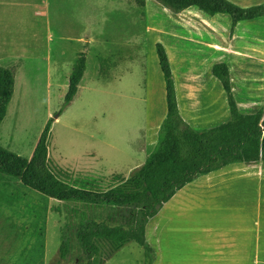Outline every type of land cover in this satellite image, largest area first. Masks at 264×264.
Returning a JSON list of instances; mask_svg holds the SVG:
<instances>
[{
  "label": "rangeland",
  "instance_id": "374dc122",
  "mask_svg": "<svg viewBox=\"0 0 264 264\" xmlns=\"http://www.w3.org/2000/svg\"><path fill=\"white\" fill-rule=\"evenodd\" d=\"M184 12L173 15L155 0H147L145 8L128 0H0V63H19L15 94L0 129L2 146L32 156L45 125L63 105L64 79L87 43L92 67L79 85L78 97L53 123L52 155L74 172L71 181L76 186L106 189L113 174L131 175L153 149L158 130L148 128L147 120L152 94L153 102L159 101V114L166 108L161 104L165 86L160 84L163 75L155 48L159 41L176 69L181 97L191 91L198 94V102L190 107L198 111L195 121L192 116L188 120L193 126L217 123L229 113L226 93L210 74L219 62L230 66L240 109L256 110L264 97V17L244 21L232 42L229 15L213 17L197 7ZM107 56L113 67L103 77L98 61ZM50 62L52 77L47 75ZM249 87L255 91L250 93ZM250 100L253 109L246 108ZM210 107L214 109L205 110ZM208 113L211 117L203 119ZM12 187L22 192L25 203L43 206L45 231L40 239L17 234L13 223L31 219L26 207L1 205L0 264H85L74 235L70 255L60 256L64 203L19 179L12 180ZM90 214L128 224L125 209L92 208ZM104 264H145L144 249L131 242Z\"/></svg>",
  "mask_w": 264,
  "mask_h": 264
},
{
  "label": "trees",
  "instance_id": "16d2710c",
  "mask_svg": "<svg viewBox=\"0 0 264 264\" xmlns=\"http://www.w3.org/2000/svg\"><path fill=\"white\" fill-rule=\"evenodd\" d=\"M133 1L145 8L147 0ZM162 8L178 15L197 7L211 16L222 13L231 17L230 36L241 21H255L264 17V3L242 6L233 0H155ZM159 67L162 71L167 114L163 119L153 149L145 162L131 175L115 173L106 189L80 187L72 183L74 172L63 166L53 155L55 139L53 123L64 109L79 95V85L92 67L90 45L78 52L71 72L64 79V102L54 117L45 125L31 157H25L3 147L0 142V206L26 207L30 220L13 223L17 234L36 239L43 237L44 208L25 203L19 189H13L12 180L19 179L26 187L64 203L61 212L59 253L67 258L73 250L74 235L79 249L86 256L85 264H104L127 244L136 242L144 249L145 264H155L157 252L146 236V228L162 207L189 183L222 169L232 163L259 164L264 162V106L254 112L240 109L232 83V72L226 62L214 64L210 74L217 78L225 93L229 113L217 123L196 128L182 115L177 82L170 55L162 42L155 44ZM19 63L9 66L0 63V129L13 100L16 71ZM113 67L111 56L101 57L97 71L107 77ZM92 208L125 209L128 224L119 223L110 216L98 220L90 214Z\"/></svg>",
  "mask_w": 264,
  "mask_h": 264
},
{
  "label": "crops",
  "instance_id": "0c3cea01",
  "mask_svg": "<svg viewBox=\"0 0 264 264\" xmlns=\"http://www.w3.org/2000/svg\"><path fill=\"white\" fill-rule=\"evenodd\" d=\"M233 1L250 6L264 0ZM243 22H239L230 36L232 42L237 39ZM47 75L52 77L51 62ZM159 77L160 74L158 81ZM161 79L163 87V76ZM156 89L159 90L158 85ZM177 90L182 115L187 121L191 120L190 116L195 121L198 111L190 109L192 112L187 113L183 110L179 82ZM254 91L249 87L250 93ZM154 99L152 94L147 103L150 111L147 120L148 128L156 131L167 114L166 89L161 93L165 114H159L161 107H158L159 101L153 102ZM260 101L259 107L264 106V97ZM251 102L254 101L250 100L246 108L253 109L255 104ZM150 116H154L152 121ZM210 117L209 113L202 114L203 119ZM194 121L189 123L194 125ZM146 236L157 252L155 264H264V162L232 163L189 183L150 220Z\"/></svg>",
  "mask_w": 264,
  "mask_h": 264
},
{
  "label": "bare ground",
  "instance_id": "6f19581e",
  "mask_svg": "<svg viewBox=\"0 0 264 264\" xmlns=\"http://www.w3.org/2000/svg\"><path fill=\"white\" fill-rule=\"evenodd\" d=\"M171 63H172V61H171ZM172 67H173V65H172ZM173 71H175V73H176V69H175V67H173ZM174 73V75H175V77H176V74ZM176 80H177V82H178V79L177 78H175ZM179 96H180V101H181V105H182V107H183V110H184V112H187V113H191L192 112V110H190V107H192V105L195 103V102H198V101H196L197 100V96H198V94L197 93H193L192 91L189 93V96H187V99H185L184 97L182 98L181 97V93H180V90H179Z\"/></svg>",
  "mask_w": 264,
  "mask_h": 264
}]
</instances>
